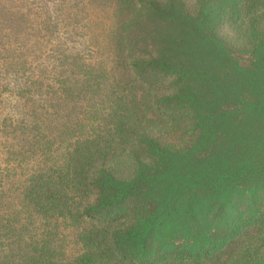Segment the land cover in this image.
I'll use <instances>...</instances> for the list:
<instances>
[{"label": "trees", "instance_id": "trees-1", "mask_svg": "<svg viewBox=\"0 0 264 264\" xmlns=\"http://www.w3.org/2000/svg\"><path fill=\"white\" fill-rule=\"evenodd\" d=\"M250 229L264 0H0V264H236Z\"/></svg>", "mask_w": 264, "mask_h": 264}, {"label": "rangeland", "instance_id": "rangeland-1", "mask_svg": "<svg viewBox=\"0 0 264 264\" xmlns=\"http://www.w3.org/2000/svg\"><path fill=\"white\" fill-rule=\"evenodd\" d=\"M61 20L65 21L66 18L62 17ZM78 29L84 31L83 29H80L79 27L78 28L76 27L73 31H76ZM66 30H67V26H66ZM222 32H224L225 34L229 33V36H231L233 39L236 38V40L240 42L241 37L237 38L238 36H236L237 33L239 32L234 28L230 29L229 25L227 26L225 25ZM59 37H64V34H59ZM63 39L64 38H61L60 41H62ZM66 41H79V42L83 41L87 43L86 41L88 40H87V36L76 35L74 36V38H71L70 40L67 39ZM91 42L93 43L95 41H91ZM59 228L62 229L63 234L66 235L65 239L66 241H68L67 243L68 247L66 251H64V256L67 257L69 256V254L75 253L79 248V245L76 239H73L74 229L75 231H77V226L68 225L64 227V224L60 223ZM79 229H80V226H79ZM262 234H264V231H262L261 229H258V230L250 229L249 233H247V235L245 236L246 237L245 239H243L244 237H240V239H237L231 245V248L226 252H228L230 256L232 255L233 257L236 254L237 255L240 253H242L243 255L245 254L243 256V259L237 261L236 264H245V262L243 261H246L248 264H257V262L259 263L261 261V258L264 259V249L263 250L258 249L255 251L256 246L259 244V242H257L258 240L256 239L259 237L258 235H262ZM246 246L249 248V250L247 251V253H243L245 248H247ZM223 259H224V254L220 256L219 261H222ZM215 264H217V262Z\"/></svg>", "mask_w": 264, "mask_h": 264}]
</instances>
